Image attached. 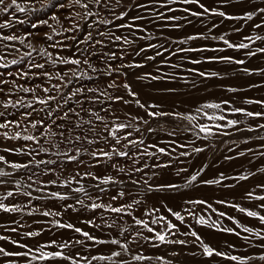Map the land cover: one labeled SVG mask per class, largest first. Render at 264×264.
<instances>
[{"label":"rangeland","instance_id":"1","mask_svg":"<svg viewBox=\"0 0 264 264\" xmlns=\"http://www.w3.org/2000/svg\"><path fill=\"white\" fill-rule=\"evenodd\" d=\"M10 2V0H9ZM23 3V0H18ZM140 3L147 5V8L137 9L134 3ZM254 2V3H253ZM115 3V0H112ZM201 3L209 8H217L218 10L225 11L231 16H243L246 11H254L256 7H264V0H201ZM38 6V5H34ZM130 7V8H129ZM171 8L174 11H169ZM184 8H188L191 11L201 12L196 5H185L175 0L171 5L166 4V0H122L121 5L118 6L115 11L118 15L120 11H128L129 18L123 21H116L115 23H129L131 17L141 15L145 17L143 20L135 21V24L140 25L146 31H137L138 36L150 37L148 39H140L137 41L140 48H147L148 44H156L158 48H147V50L141 53L140 56L127 55L123 61L117 60L115 63H140L144 66L141 68H124L122 72H126L127 75L113 76V79L118 84L123 85L127 82L133 91L140 99L141 103L146 105L157 104L160 105L159 109L150 110H162L165 112L179 111L181 113L196 115L197 120L194 124H212V123H224V122H212L208 121L202 114L196 113L195 109L201 104L206 102H220L222 100H230L231 106L243 107L247 111H264V107L260 104H245L247 100H264V75L259 70L264 69V53L257 52L255 56H247L248 51L256 52L257 48H264V41L254 39L255 36H264V26L259 29L253 27L254 24L261 23V17L254 16L253 20H236L227 19L211 13L203 16H192L190 12L183 11ZM17 19H27V23L20 25L14 23L12 29L0 30L5 35L15 34L17 36H24L25 33H39V35H33L30 37V42L33 47L37 49L33 52L31 58L36 63H44V58L38 55V49L40 46L46 45L43 39V34L50 31L46 26H41L38 29H32L31 23L36 22V18L47 19V16H42L40 13L25 15L12 10ZM12 13L7 15L0 14V22L3 19H12ZM160 13H163L164 17L178 16L180 20L162 19ZM51 15V13H49ZM112 19V16L107 11H102V17ZM190 21V22H189ZM49 23L55 24L53 21ZM174 25H180L174 27ZM111 28L120 35H129L128 29H115L113 25L101 26V30L107 31ZM59 30V28H58ZM134 31L136 29H133ZM202 34V38L188 41L187 43H180L181 40L186 39L190 35ZM224 35L231 43L239 44L241 42L248 43V49H236L228 48L223 41L219 39H212V37H219ZM253 37V40H246L245 37ZM131 38V37H130ZM56 39H63V37H56ZM99 39V37H97ZM29 40L25 41V44H20L19 41L4 42L12 43L16 48H19L22 52L30 51L25 45ZM2 47V44H0ZM128 47V46H124ZM135 47V46H132ZM194 48V49H208L205 51H192V52H178L179 48ZM167 49V51H165ZM99 51L100 49L97 48ZM109 49H104L108 51ZM111 51H116L119 54L120 46L112 45ZM138 50V48H137ZM49 51H55L49 48ZM160 51L162 55L156 56V52ZM70 54V53H64ZM147 56L155 57L154 60H147ZM229 56L236 60H244V64L230 63L222 61L219 58ZM19 59L20 54L13 52L8 56V59ZM94 58V59H93ZM92 62L97 67H100L99 61L93 57ZM177 58V59H176ZM238 58V59H237ZM186 60V61H185ZM191 60H200L201 63L193 64ZM215 61V62H214ZM29 62V58H25L24 64ZM173 65H177L173 67ZM63 67V66H59ZM17 65H11L7 70L0 68V72L5 73L6 79H13L8 77L7 72L11 71L15 73L17 71ZM244 68L251 70L249 73L243 71ZM52 71L51 66L48 68ZM194 70V71H190ZM198 72L212 73L216 72L217 76H199ZM150 73L153 76L163 77L162 79H145L139 80L137 77ZM100 82H107L108 78L100 76ZM17 83H24L22 80H17ZM34 83H42V81H30L27 86H32ZM80 82L74 81L70 86L72 88L78 86ZM88 86H93L92 82L87 80L83 81ZM11 86V85H10ZM229 88H234L236 91H228ZM7 91V89H5ZM67 91V89L65 90ZM110 92L124 96L126 100L133 101L135 98L130 97L127 91L120 87L119 89H109ZM42 94V93H41ZM20 96H26L24 93H17L13 99H18ZM30 98V97H28ZM111 103V101H108ZM115 109V113L119 116L121 121L126 119L125 113H131L132 115H141L144 119L150 120V126L157 129L154 133H147L143 131L146 126L142 123L139 127L142 129V135L145 139V145L138 146L141 151L147 145L156 144L158 147H163L166 151L170 152V155H164L157 153L155 157H143V163L149 165L157 163H167L169 167L162 169L146 168L144 171L151 175L152 171H157L159 175L155 178L154 183L168 184L173 183L180 185L179 189H166L162 191H154L152 193H146L144 189L137 188L130 183L126 184L127 188L133 193H140L135 196L136 199H143L146 202L140 204L134 210V215L137 217H143L146 221L155 218L157 215H163L168 220H171L178 226L179 231L175 235H169L170 240H185L186 244L165 243L160 244L158 241H154L157 246L153 247L151 244H146L143 240H140L136 244H131L130 248L133 250L131 254L123 253L121 257L113 258L112 261H92L91 264H124V262H130V264H162L161 261H157L155 257H163L167 264H237L235 261H231L227 258L220 256L207 257L202 254V247L200 243L195 240L191 235H182L181 233H189L195 231L203 240L204 243L209 244L211 247L218 251L224 252L227 255H236L241 257H256L255 259L247 262V264H264V261L258 257L264 254V249L259 247L260 244H264V240H260L255 235L243 232L242 228L237 227L233 222L234 218L241 225L251 227L256 230L264 229V224L257 218L248 217L245 213L239 212L236 208L231 207L232 204H238L251 211H257L261 215H264V208L259 205L264 204V201L257 199H250L246 196L249 191L254 192L255 196H264V190L257 187V185L264 184V172L260 169L264 168V156L258 155L259 152L264 151V148L260 146L264 144V140L257 139V137H264V129H257L256 131L248 132H236L234 128L223 129L228 132L229 135L220 134L219 130H215L216 134L207 139L204 138V134L200 133L197 138L198 129L193 128L192 124H189L187 120L173 119L172 117H157L155 119L149 118L144 109L138 108L133 102L129 104L115 103L112 105ZM41 106L36 105L39 109ZM87 107V105H86ZM98 107V106H97ZM225 111L222 113L228 119H238L245 121V123L239 125V127L247 128L249 125L255 127L258 124H264V118H246L240 113H231L228 111L229 106L222 105ZM0 111L4 109L0 108ZM23 111V110H21ZM211 114L215 110H206ZM9 113H15L16 110L9 108ZM103 115V113H101ZM217 114H221L217 112ZM20 119V116L16 114L13 117ZM89 117L85 116V119ZM109 119H112L109 116ZM134 124L137 122H133ZM161 125L163 127H161ZM131 131V129H129ZM175 131L174 136H169L167 133ZM141 133L133 132L132 138H138ZM184 136V137H183ZM249 139V143L244 144V139ZM175 141V143H173ZM25 144L31 145V142L24 141H4L0 137V148L6 146L22 147ZM185 145V147H180ZM36 147L35 145H31ZM103 146V145H101ZM195 147H202L205 151L200 153H194L192 151ZM207 147V148H206ZM232 148L230 152L228 149ZM252 149V152H247L246 149ZM148 151L154 152L155 149L148 148ZM240 151H245L244 156H239ZM188 152V156H182L180 153ZM210 153V154H209ZM0 155H4L9 161L26 163L31 157L18 155L15 153H6L0 151ZM231 156L233 159H225V157ZM39 159H58L55 156L41 155ZM161 158V159H160ZM62 159V158H59ZM87 159V157H85ZM122 162H123V158ZM143 163L139 166L143 167ZM205 171L202 173L198 181L193 185L185 187V180L190 177L194 172L204 167ZM51 167V166H49ZM0 168L5 171L12 172L13 176L5 177L6 184L0 185V196H6L7 191L15 189V181L20 180L23 188L22 191H31L33 197L46 196L50 191L69 192L70 188H58L54 185H47V188L43 192H37V187H43V185L33 184L31 189L27 188V184L31 183L28 180V174L30 172L37 171V169H21L14 170L8 165L0 163ZM43 168V166H41ZM187 169L186 172H180V169ZM75 165L69 164L67 166V172L65 176L73 173ZM83 171V169H81ZM96 172H103V166L97 169H93ZM109 173L117 175L112 169H108ZM179 172V175L177 173ZM223 173L229 179H225L219 185H206L200 183L201 180L215 179ZM252 173V174H250ZM141 174H135L132 178L137 179ZM240 175H248L247 180H238L235 177ZM120 178L126 179L121 176ZM41 181H47L49 179H56L55 174L49 176L34 177ZM258 181V182H257ZM82 183L87 185L94 183L91 180H83ZM73 183L71 187H77ZM107 187V186H105ZM118 190V188H117ZM89 191H93L89 189ZM110 194H115L113 190ZM80 198L85 199V203H90L83 194H74ZM108 195L106 193L103 197L104 203H108ZM206 200L205 205H196L187 203L192 200ZM29 197L21 194H15L13 197H8L3 202L5 204H17L21 207L20 212L7 213L0 211V236L8 237L7 240H0V247L5 248L9 252L25 251L11 243L12 240H16L19 243H26L30 247L36 244H45L52 240H55L57 244L65 241H74L76 239L84 240L85 238L78 233H75L71 229L57 227L53 221H59L60 223H71L75 227L81 228L83 231H88L90 234L97 236L101 239L109 240L112 238H121L118 228L107 227L114 219H117L116 213H110L108 211L99 209L90 211L88 209H80V205H76L75 201L69 199L68 201H59L56 199H31L29 205ZM218 201H224V203H218ZM101 202V201H97ZM125 202H130L126 200ZM73 204L75 209H66V204ZM163 205L171 207L175 211H180L181 215L185 217L184 221H177L172 217ZM210 204L211 208L207 205ZM54 206V207H53ZM118 206V204L116 205ZM153 207L159 208V213H153L152 217L145 216V210H151ZM32 208L38 209V211L28 213L32 211ZM59 212V216H44L43 211ZM191 211L195 215L189 216L188 212ZM225 213L224 216H220L219 213ZM204 216L209 223L198 224L196 218ZM92 220L93 224H88L86 221ZM213 222L218 223L220 228H232L236 232L240 233V237L233 233L219 230L217 227L210 226ZM122 227H128L132 224V218L124 215L123 220L119 221ZM93 225H100L99 228ZM151 227L156 228L158 231L164 229L165 222L161 221L157 224H150ZM11 229H16L12 231ZM139 230V229H137ZM131 231V229H130ZM26 232H39L38 236L28 237L25 236ZM125 235H128L126 233ZM144 235L151 236V233L144 231ZM249 236L250 241L246 242L241 237ZM122 239V238H121ZM86 245L73 244V246L64 249L66 255L75 256L77 252L81 256L90 259L91 256L97 255H110L111 251L118 250L116 245L103 244L92 246L91 241H86ZM228 245H234V247H228ZM48 251L60 250L55 245L47 249ZM136 253H142L146 256L153 257L152 260L143 262L131 261V255ZM0 264H26V259L23 257L9 256L5 257L0 255ZM32 264H70L68 260L51 259L46 262L33 261ZM81 264H85V261H81Z\"/></svg>","mask_w":264,"mask_h":264},{"label":"snow or ice","instance_id":"2","mask_svg":"<svg viewBox=\"0 0 264 264\" xmlns=\"http://www.w3.org/2000/svg\"><path fill=\"white\" fill-rule=\"evenodd\" d=\"M122 0H23V3L18 2V0H0V14L7 15L12 13L14 9L15 12L27 15L40 13L42 16H47V19L36 18L35 23H31L32 29H38L41 26H46L50 31L43 34V39L47 46H40L38 49V55L44 58V63H36L31 58L33 57V52L37 49L33 47L30 42V37L34 34L39 35V33L28 32L24 36H17L15 34L5 35L3 31H0V68L7 70L11 65H17V71L15 73L8 71L7 76L13 77V79H6L5 73L0 72V108L4 111H0V137L4 141H24L31 142L32 147L29 144H25L22 147L6 146L0 148V151L6 153H15L18 155H24L31 157L26 163H18L9 161L4 155H0V163L8 165V167L14 170L30 169L35 168L37 171L30 172L28 174V180L31 183L27 184V188L31 189L33 184L43 185V187H37L35 190L37 192H43L47 185H54L58 188H70L69 192L61 191H50L46 196L33 197L31 191H22L23 185L20 180H16L14 183L16 185L14 191L9 190L6 196H0V211L13 213L20 212L21 207L17 204H5L3 201L8 197H13L15 194H21L23 196L29 197V205L31 204V199H56L59 201H68L72 199L75 201L76 205H80V209H88L90 211L95 210H105L110 213H116L117 219H114L111 224L107 227H116L119 230L120 237L122 238H112L109 240L101 239L97 236L90 234L88 231H83L79 227H75L71 223H60L59 221H53V223L60 228H67L73 230L75 233L80 234L85 239H76L74 241H65L63 243L57 244L55 240H52L45 244H36L30 247L26 243H19L16 240H12L11 243L18 245L25 251L19 252H9L5 248L0 247V255L9 257H23L26 259V264H32L33 261L46 262L51 259H61L68 260L70 264H81V261H85V264H91L92 261H112L113 258L121 257L123 253H132L130 248L131 244H136L140 240H143L146 244H151L153 247L157 245L153 243L158 241L160 244L165 243H176L184 245L185 240H170L169 235H175L179 231L178 226L171 220H168L163 215H157L155 218L146 221L143 217H137L134 215V210L140 204L145 203L143 199H136L135 196L140 193H133L127 188L126 184L130 183L134 187L142 188L146 193H152L154 191H162L166 189H179L180 185L168 183H154L155 178L159 175L157 171H152L151 175H148L144 170L146 168L152 169H162L169 167L167 163H157L149 165L143 163V157H155L157 153L170 155V152L166 151L163 147H158L156 144L147 145L140 150L138 146L145 145V139L142 135V129L139 124H143L146 128L143 131L147 133H154L157 129L150 126V120L144 119L143 116L137 114L132 115L131 113H125L126 119L121 121L119 116L116 115L113 104L122 103L129 104L135 103L138 108L144 109L149 118L157 117H172L173 119H183L187 120L189 124H192L193 128L198 129L197 138L199 134L203 133L204 138L207 139L216 134L215 130H219L220 134L229 135L228 132L223 131V129L234 128L236 132H252L257 129H264V124H258L255 127L249 125L247 128L239 127V125L245 123L238 119H228L224 114H222L225 109L222 105L229 106L228 111L231 113H240L246 118H264V111H247L243 107L231 106L230 100H222L220 102H206L201 104L195 109L196 113L202 114L208 121L212 122H224V123H202L194 124L193 122L197 120L196 115H189L181 113L179 111L175 112H165L162 110H150L159 109L160 105L151 104L146 105L141 103L140 99L136 98L138 94L132 90L131 86L125 82L123 85L117 83L113 76L127 75L126 72H122L124 68H141L144 65L140 63H120L117 65L115 62L117 60L123 61L127 55L140 56L141 53L145 52L147 48H158L160 46L156 44H148L147 48H140L137 41L140 39H148L150 37L138 36L137 31H146L140 25L135 24V21L143 20L145 17L141 15L132 16L131 22L129 23H115L116 21H123L129 18L128 11H120L116 14L115 9L121 5ZM175 0H166L167 5H171ZM180 3L185 5H196L201 12L191 11L188 8H184L183 11L190 12L192 16H203L205 14L211 13L213 15H218L227 19L236 20H253L254 16L261 17V23L254 24L255 29H259L264 26V7H256L254 11H246L243 16H231L228 15L223 10H218L217 8H209L205 4L201 3V0H179ZM38 5V6H34ZM135 8L144 9L147 5L134 3ZM169 11H174L169 8ZM102 11H107L112 19L101 18ZM51 13V15H49ZM162 19L169 20H180L181 17L178 16H168L164 17L163 13L159 14ZM23 25L27 23V19H17L12 13V19H3L0 22V30L12 29L14 23ZM49 21L55 22V24L49 23ZM190 22V21H189ZM113 25L115 29H128L129 35H120L116 31L109 28L107 31L101 30V26ZM180 25H174V27H179ZM59 28V30H58ZM133 29H136L135 31ZM63 37V39H56V37ZM99 37V39H97ZM131 37V38H130ZM202 38V34L190 35L186 39L181 40L180 43H187L191 40H196ZM212 39H219L228 48L236 49H248V43H231L224 35L219 37H212ZM246 40H253V37H245ZM254 39L264 41V36H255ZM29 42L25 45L30 51L22 52L19 48H16L12 43L4 42H14L19 41L20 44H25V41ZM119 45V54L116 51H111L112 45ZM128 46V47H124ZM135 46V47H132ZM49 48L55 51H49ZM97 48L100 50L98 51ZM138 48V50H137ZM104 49H109L104 51ZM208 49H194V48H179L178 52H192V51H205ZM167 51V49H165ZM13 52L19 53V59H8L9 55ZM70 54H64V53ZM264 53V48H257L256 52L248 51L247 56H255L256 53ZM162 53L160 51L156 52V56H160ZM95 57L99 63L100 67H97L92 62V58ZM25 58H29V62L25 65L23 62ZM147 60H154L155 57L147 56ZM222 61L244 64V60H236L229 56L213 58ZM193 64L201 63L200 60H191ZM51 66L52 71L48 68ZM63 66V67H59ZM177 65H173L176 67ZM194 71V70H190ZM244 72L249 73L251 70L248 68L243 69ZM262 75H264V69L259 70ZM199 76H217L216 72L205 73L198 72ZM100 76L108 78L107 82H100ZM163 77L153 76L150 73H145L142 76L137 77L139 80L145 79H162ZM17 80H22L24 83H17ZM42 81V83H34L32 86H27L30 81ZM92 82L93 86H88L84 84L83 81ZM74 81L80 82L78 86L72 88L70 87ZM11 85V86H10ZM123 87L130 97L135 98L133 101L126 100L124 96L110 92L109 89H119ZM7 89V91H5ZM67 89V91H65ZM228 91H236L234 88H229ZM24 93L26 96H20L18 99H13L17 93ZM42 93V94H41ZM30 97V98H28ZM111 101V103H108ZM245 104H260L264 107V100H245ZM40 105L39 109L36 105ZM87 105V107H86ZM98 106V107H97ZM12 108L16 110L15 113L7 112V109ZM215 110L209 114L206 110ZM23 110V111H21ZM217 112L221 114H217ZM103 113V115L101 114ZM16 114L20 116V119L9 118ZM85 116L89 117L85 119ZM109 116L112 119H109ZM137 123H133V122ZM161 127H163L161 125ZM131 129V131H129ZM133 132L141 133L138 138L133 139ZM169 136H174L175 131L167 133ZM257 139L264 140V137H257ZM175 143V141H173ZM242 143H249V139H244ZM103 145V146H101ZM155 149L154 152L148 151V148ZM180 147H185V145H180ZM264 148V144L260 146ZM230 152L232 148L228 149ZM194 153H200L205 151L202 147H195L192 149ZM247 152H252V149H246ZM45 156H55L58 159H39L41 155ZM182 156H188V152L180 153ZM239 156H244L245 151H240ZM260 156H264V151L258 153ZM87 157V159H85ZM62 158V159H59ZM123 158V162L122 159ZM225 159H233L231 156L225 157ZM143 163V167L139 165ZM69 164L75 165L73 173L65 176L67 172V166ZM41 166H44L41 168ZM51 166V167H49ZM103 166V172H96L93 169H97ZM204 167L200 168L194 172L190 177L185 180L184 186L193 185L201 177L202 173L205 171ZM83 169V171H81ZM108 169H112L114 175L108 172ZM187 169H180V172H186ZM264 172V168L260 169ZM51 174L56 175V179H49L46 182L39 179H34V177L49 176ZM135 174H141L137 179L132 177ZM252 174V173H250ZM179 175V172L177 173ZM13 176L12 172L5 171L0 168V185L7 183L5 177ZM121 176L126 179L120 178ZM225 179H229L223 173L220 174L218 178L201 180L200 183L206 185H219ZM238 180H247L248 175H240L235 177ZM83 180H91L94 183L87 185V187L82 183ZM75 183L79 185L77 187H71ZM107 186V187H105ZM258 188L264 190V184L257 185ZM118 188V190H117ZM89 189L94 190L89 191ZM115 190V194H110ZM106 193L108 195V203H104L103 197ZM74 194H83L90 203H85L84 198H80ZM246 196L250 199H257L264 201V196H255L254 192L249 191ZM130 200V202H125ZM101 201V202H97ZM187 203L196 205L207 204L206 200H192ZM218 203H224V201H218ZM118 204V206H116ZM211 208V205H207ZM166 211L174 217L177 221L183 222L185 217L181 215L180 211H175L167 205H163ZM231 207L236 208L239 212L245 213L248 217L257 218L261 224H264V215H261L257 211H251L238 204H232ZM259 207L264 208V204L259 205ZM66 209H73L74 205L69 203L65 205ZM38 211L36 208H32V211L28 214L31 215L32 212ZM160 209L153 207L150 211L145 210L144 215L152 217L153 213H159ZM44 216H59V212L43 211ZM124 215L132 218V224L128 227H122L119 224L120 220H123ZM189 216H194L195 214L191 211L188 212ZM220 216H224L225 213H219ZM233 222L236 223L237 227L242 228L243 232L255 235L260 240H264V229L256 230L251 227L243 226L234 218ZM161 221L165 222L164 229L158 231L156 228L150 226V224H157ZM88 224H93L92 220L86 221ZM196 223L204 225L208 224L209 221L204 216H199L196 218ZM99 228L100 225H93ZM213 227H217L221 231L233 233L234 235L240 237V233L236 232L232 228H220L218 223L213 222ZM131 229V231H130ZM139 229V230H137ZM15 231L16 229H11ZM151 233V236L144 235V231ZM176 230V232H173ZM128 233V235H125ZM39 232H26L25 236L34 237L38 236ZM182 235H191L196 241L200 243L202 247V254L207 257L213 255L227 258L231 261L237 262V264H247V262L255 259L256 257H241L236 255H227L224 252L218 251L211 247L209 244L204 243L201 237L195 232L190 231L189 233H181ZM8 237L0 236V240H7ZM246 242L250 241L249 236L241 237ZM86 241H91L92 246L110 244L116 245L118 250L110 252V255H97L91 256L90 259L81 256L79 252L75 256L66 255L63 251L73 244L86 245ZM58 247L60 250L48 251L47 249L52 246ZM228 247H234V245H228ZM259 247L264 249V244H260ZM260 260L264 261V254L258 257ZM153 257L146 256L142 253H136L131 255V261L143 262L152 260ZM157 261H161L162 264H167L163 257H155ZM124 264H130V262H124Z\"/></svg>","mask_w":264,"mask_h":264},{"label":"bare ground","instance_id":"3","mask_svg":"<svg viewBox=\"0 0 264 264\" xmlns=\"http://www.w3.org/2000/svg\"><path fill=\"white\" fill-rule=\"evenodd\" d=\"M254 3V2H253ZM130 8V7H129ZM94 59V58H93ZM177 59V58H176ZM238 59V58H237ZM186 61V60H185ZM215 62V61H214ZM113 92V91H112ZM144 137V136H143ZM184 137V136H183ZM207 148V147H206ZM210 154V153H209ZM161 159V158H160ZM44 167V166H43ZM258 182V181H257ZM47 195V194H46ZM54 207V206H53Z\"/></svg>","mask_w":264,"mask_h":264}]
</instances>
